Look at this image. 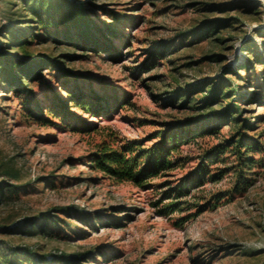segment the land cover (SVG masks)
Wrapping results in <instances>:
<instances>
[{
	"label": "rangeland",
	"instance_id": "374dc122",
	"mask_svg": "<svg viewBox=\"0 0 264 264\" xmlns=\"http://www.w3.org/2000/svg\"><path fill=\"white\" fill-rule=\"evenodd\" d=\"M10 1L19 5L11 10ZM69 1L93 23L115 31L112 50L86 52L65 43L37 50L72 54L67 69L77 78L68 85L81 84L90 95L122 104L94 117L76 108L93 129L81 132L54 115L47 122L31 119L27 97L0 79V183L17 186L0 200V264L14 259L11 249L25 246L49 259L66 253L73 264H264V150L252 154L257 163L248 171L247 187L233 191V170L208 182L207 194L225 192L228 198L184 225L177 221L185 212L163 216L154 204L167 188L162 183L180 178L204 149L227 138L235 119L253 121L249 135L264 148V0ZM21 13L20 0H0L6 57L19 56L11 34L31 27ZM254 49L261 59L253 57ZM242 62L250 63L249 70ZM43 73L59 91L60 74ZM48 83H35L29 99L44 105L55 100ZM220 87V100L204 108ZM178 93L191 99L188 105L182 106L183 96L172 104ZM208 117L212 122L205 124ZM187 119L197 121L195 131L219 133H195L182 146L192 160L154 180L156 189L101 178L93 170L90 155L106 135L101 127L109 126L120 140L146 141L164 124ZM225 157L227 163L213 167L236 165L231 152Z\"/></svg>",
	"mask_w": 264,
	"mask_h": 264
},
{
	"label": "trees",
	"instance_id": "16d2710c",
	"mask_svg": "<svg viewBox=\"0 0 264 264\" xmlns=\"http://www.w3.org/2000/svg\"><path fill=\"white\" fill-rule=\"evenodd\" d=\"M21 15L25 22H30L31 27L24 30L21 35L11 34L10 46L13 51L19 52V56L6 57L2 53L4 43H0V79L14 89L20 96H26L28 107L26 111L31 119L43 122L50 121V115L60 117L64 124L77 126L81 132H89L92 126L87 121L81 120L75 109L83 110L91 117L106 114L119 107L122 101L110 102L99 95H90L84 91L81 84L71 87V78H77L67 69V64L73 58L72 54H55L38 51V46L51 45L59 48L60 44H69L86 52H101L104 48L112 50L111 38L117 36L115 31L108 26H101L91 21L90 15L81 5H76L69 0H20ZM11 10L19 3L10 1ZM250 48L247 47L246 50ZM253 57L262 58L257 51ZM241 67L249 70L250 63L242 62ZM45 70H53L60 74L56 77L60 92L55 86H50L44 75ZM75 78V79H76ZM48 83L49 89L56 97L51 103L44 105L40 100L29 96L35 95V83ZM220 87L214 91L211 97L204 100V108L211 107L215 101L221 98ZM178 96H183L182 106L188 105L190 100L181 93L176 95L172 104L176 103ZM213 100V103H211ZM252 100H256L253 98ZM232 110L228 107L226 112ZM205 124H210L212 119L208 117ZM256 120V119H255ZM202 121V120H200ZM199 121V122H200ZM196 120H185L164 124L163 129L153 133L146 141L120 140L117 133L109 126L101 127L106 135L97 145V150L90 155L91 166L94 171L101 172V178H110L117 182H129L142 188L156 189L158 184L154 180L167 176L174 169L191 161L190 157H184L182 146L191 139H195V133L201 136L215 135L216 129L202 127L195 131L192 127ZM255 123L251 120L235 119L234 130L223 139L222 142L204 149L195 165L185 174L173 182H164L167 188L162 191L160 198L154 203L159 208L158 213L169 216L174 213H183L179 217L177 225H184L189 220L201 215L203 212L215 207L219 202L228 198L229 193L205 192L204 186L208 182H217L233 170L236 175L234 192H238L250 183L248 171L257 163L253 157L254 152L264 150L259 139L249 135L254 129ZM257 127V126H256ZM99 131V128H94ZM260 135H258L259 137ZM152 142L146 146V142ZM231 152L235 156L236 165L213 167L215 163H227L225 155ZM7 188L16 189V185L8 182L0 183V200ZM198 189L192 193V190ZM45 232L46 231H42ZM14 259L6 264H21L19 255H23L34 261V264H73V259L66 253L53 254V259L48 255L39 253L30 247L20 249L13 248Z\"/></svg>",
	"mask_w": 264,
	"mask_h": 264
}]
</instances>
